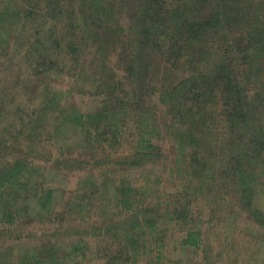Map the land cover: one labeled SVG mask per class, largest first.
<instances>
[{
    "label": "rangeland",
    "instance_id": "rangeland-1",
    "mask_svg": "<svg viewBox=\"0 0 264 264\" xmlns=\"http://www.w3.org/2000/svg\"><path fill=\"white\" fill-rule=\"evenodd\" d=\"M252 1L264 9V0ZM78 2L0 0V12L6 7L11 12L8 17L5 14L0 16V174L7 171L12 163L22 161L26 176L17 182L39 175L34 181H39L38 186L44 191L54 189L58 202L54 208L63 213V216L44 222H36L29 212L18 215L16 209L19 204L24 207L30 194L26 191L20 193L22 187L15 190V186L3 197L6 187H1L0 212L9 209L12 219L7 223L0 213V264L20 260L22 252L27 250L29 255L43 254L44 249L51 254V244H54L52 248L59 259L68 255L71 244L75 242L82 253L62 258L60 264H106L102 257L104 248L111 247L113 252L119 250V246L114 248L110 242L109 235L115 231L108 226L124 219L122 209L108 201H111L113 188L122 182L128 184L135 208L127 213L146 207L148 214L162 216L156 223L157 234H152L154 238L148 243L149 248L139 252L135 264H264V63H260V73L250 81L248 88L254 89L247 93L249 98L257 94L261 98L258 97L260 107L254 116L259 135L255 132L239 141V144L254 141L256 146L245 148L252 175L247 201L241 200L242 182L232 172H217L213 181H207L209 186H204V191H197L195 187L203 176L193 177L190 166L188 168L183 163L175 143L168 137L166 127L175 118L159 104L158 93L145 99L143 104L137 103L145 114L153 118L160 133L151 140L154 149H147L145 145L137 147L138 131L129 117L116 122L100 118L84 130L79 126L75 130L74 121L66 120L64 110L85 114L98 110L108 101V105L114 102L113 96L103 99L96 93L92 84L94 70L105 68L103 73L106 76L110 74V80L103 78L112 90L114 88V96L123 95L124 90L135 89L138 80L144 82L138 90L145 95L151 93V88L159 92L161 82L175 85L180 80L179 71L186 64L202 69L206 75L204 81L215 87L208 94L215 103L204 111L212 118L211 129L216 132L221 125L219 106L225 100L220 93V81L213 83L214 73L208 71V61L212 60L209 58L199 63L195 59L192 62L188 52L185 56L183 49H177L181 44L177 39L172 42L168 38L158 52L153 48L155 40L150 44L145 42L148 46L141 43L140 47L146 48L138 62L142 63L141 69L131 76L127 72L133 47L127 43L130 37L129 5L116 7L111 20H106L109 16L103 15L98 20L87 17ZM133 2L130 6L138 3L137 0ZM206 2L201 9L207 7L205 13L201 11L195 19L206 20L212 9L221 6L219 2L210 0L206 6ZM218 4L220 6L217 7ZM199 5L196 4L197 8ZM191 7L196 9L194 4ZM261 15L264 18V12ZM161 21L167 28V18L162 16ZM152 27L150 22L148 29ZM98 31L104 38L97 43L94 41V46L95 50L104 46L105 62L97 64L96 61L91 66H84L85 62L95 60L97 56L91 54L90 44ZM211 37L208 54L217 60L219 55H224L223 48L228 38L221 37L218 32ZM86 38H89L86 45L90 50L67 51L68 44L83 43ZM76 62L84 65L78 66ZM235 62L238 64L240 61ZM196 77L201 75L196 74ZM145 87L149 90L146 91ZM56 96H59L58 105L55 104L51 111L47 107L48 102ZM135 107L136 100H130L128 110L130 108L134 112ZM222 149L196 147L199 163H206L209 167L213 159L220 158ZM240 149L226 148L232 153ZM185 150L191 151L190 148ZM135 152L151 153L148 157L139 158ZM253 152H258L259 158L251 155ZM30 189L35 190V187ZM247 202L249 205L246 206ZM175 207L180 211L178 214L172 212ZM169 212L173 217L166 216ZM188 231H192L191 239L195 245L182 243ZM157 252L163 255V259L154 262Z\"/></svg>",
    "mask_w": 264,
    "mask_h": 264
},
{
    "label": "trees",
    "instance_id": "trees-1",
    "mask_svg": "<svg viewBox=\"0 0 264 264\" xmlns=\"http://www.w3.org/2000/svg\"><path fill=\"white\" fill-rule=\"evenodd\" d=\"M78 1L79 8L84 9L87 17H93L98 20H101L102 15L103 17L109 16L106 20H111V17L115 15L114 12L116 7L122 8L129 5L130 23L128 30L130 37L127 43L130 44V47H133L132 50H130V67L127 72H129L131 76H134V73L138 71L137 69H141L142 63L140 64L138 62L139 59H142V53L146 50V48L140 47L141 43L145 44V42H148L150 44L152 41L157 40L153 48H156L159 52L163 49L162 44L164 41H167L168 38L172 42H175L177 39L181 41L177 49H183L185 56L187 55L186 52H188L192 58V62H194L195 59H197L199 63H201V61H208L209 58L212 60L208 61V71L214 73L212 78V80H214L213 83H215L216 80L220 81V93L223 95V100H225V102L219 106L221 125L216 132H213L211 129L213 124L211 125L210 123V119L212 121V118L204 111V108L213 107L215 100L210 99L208 94H211L215 87L211 86L212 84H209V82L204 81L206 75H203L202 69L198 70L194 68V66L184 64V68L179 71L181 74L180 80L175 85L169 86L168 83L165 85L161 82L162 88H160L159 92L151 88V93L144 95L143 92H139L138 90L144 85V82L141 83V81L138 80L135 89L124 90L123 95L117 96L116 94L114 96V88L112 90V86L106 81L110 80V74L106 76L103 73L105 68H103L93 71L94 78H92V84L96 87V93L102 95L103 99L108 97V95L113 96V99H115L114 102L108 105V101L98 110L85 114L78 113L77 110H64L66 120H68V122L74 121L76 125L74 126L75 130H78L79 127L81 130H84L90 126L92 122H97L100 118H110L112 122H116L117 119L124 121L126 117H129L128 119L131 121L133 120L136 124L135 128L138 131L136 140L138 144L137 147L145 145L147 149H154L155 147L151 140L154 136H159L160 133L158 132L156 124L153 123V118L145 114V110L143 108L141 109V106L138 107L137 103L143 104L147 98L150 99V97H153V94L155 95L158 93L159 104L165 107V112L167 111L173 119L175 118V120H172L171 124L169 123L166 127L168 137L175 143V147L180 153V159L182 157V161H184L183 163L188 168L190 166L189 171H193V177L200 178L203 176V178H201L202 180L200 179L201 182H199V185L195 187V189H197V191H204V186H209L207 181H213L217 172H232L234 175L236 174L235 176L242 182V190L239 194L241 200L247 201L248 195L246 193H249L248 184L252 181V175L248 167V161H246L247 154L245 148H255L256 146L253 145L254 141L243 142L242 144H239V141H242V137L244 138L245 135H251L255 132L259 135L255 128L254 116L257 109L260 107L261 101L258 99L260 95L257 94L249 98L247 93L248 90L251 91L254 89L248 88L250 87V81H253L255 76L260 73V68H258V66L264 63V18L263 15H261L264 9L258 8L259 4L252 0H210L217 1V3L219 2L221 6L218 4L217 7L220 6L219 8H216V10L212 9V12H209L207 15L208 19L197 20L194 17L201 14V11H204V13L206 11L207 7L201 10L206 0H195V2H193V0H169L168 2H165V0H137L138 3L131 6L130 4L134 3L133 0ZM208 1L209 0L206 2V6ZM198 3H200V5L197 8L196 4L198 5ZM191 4H194L196 9L191 7ZM4 14L6 17L11 14L7 7L4 11L0 12V16ZM162 16H165L169 22L167 28L162 26ZM150 22L153 27L148 29ZM217 32L221 37L226 36L228 40L226 43L227 45L223 48L224 55H222V57L219 55V58H216L217 60H213L208 54V43L211 41L210 39H212L211 36L215 35ZM101 36L102 34L99 31L96 32L90 44V47H92L91 54L93 56L94 54L97 55L95 60L92 59L89 60V62H85V65L83 62H76L78 66H91L96 63V61L97 64L105 62L104 46L102 45L101 48L98 47V50H95L94 46L99 40L104 38ZM184 39L185 42L182 41ZM88 40L89 38H86V40L83 41L85 45L78 42V44H73L72 42V44L66 46V49L67 51L71 50V52H83L86 49L90 50L86 45L87 42H89ZM214 41L216 40H213V42ZM143 46L148 45L145 44ZM214 49L217 52L215 47ZM251 51L252 53H250ZM216 52L214 56H216ZM79 56L81 55L79 54ZM235 60H239L240 62L236 64ZM196 74L201 75V77L197 78ZM103 77H105L106 80ZM200 78H202L201 82L199 81ZM145 89L146 91L149 90L147 87H145ZM58 97L59 96H56L48 102L49 105L47 107H49L51 111L54 109L53 106H55V104L58 105ZM130 100H136V110H134V112L130 109L131 107L128 110V102ZM41 111H44V109H41ZM110 132L112 133V131ZM235 133H237L236 136H234ZM196 147L223 148L222 150L224 152L222 151L220 158L213 159L212 164H209L208 167L206 163H199ZM188 148H190L191 151L189 150V152H187V150H185ZM226 148L241 149L234 150L232 153L231 150H226ZM150 153L151 152L143 154L135 152L134 154L135 156H139V158H143L148 157ZM257 153L258 152H253L251 155L255 158H259ZM230 164L235 165L230 166ZM246 167L248 169H246ZM23 168H25L24 163H22V161H17L16 163H12L7 171L0 174V188L6 187L3 190V195H1L4 197L6 191H13L12 188L15 186V190H18V187H22V189H19L20 193L26 191L25 193L28 192L30 195L24 207L19 204V208L16 209L17 214L29 212L30 215L35 218L36 222H44L46 219L49 221L50 218L55 219L57 216H63L62 211L58 212V210L54 208L58 203L54 189L44 191L38 186L39 181H34L39 175H32L29 180L26 178L24 182H17L22 176H26ZM223 168L225 169L222 170ZM188 173L187 171V174ZM27 186H30V188L35 187V190H31L30 188L26 189ZM113 189L114 193L111 195L112 202L110 200L108 202L114 204V207L122 209L121 215L124 219L115 221V224H113L114 226L111 225L108 226V228L111 230L113 228L115 231L112 233V236L109 235V237H111L110 242H112L114 248L119 246V250L113 252V248L111 247L104 248L105 254H103L104 256L102 257H104L106 264H135L138 261L137 256L139 252L141 251L142 253L144 249L149 248L148 243H151L154 238L152 234H157L155 231V229L157 230V228H155L156 223L159 222L162 216L156 213L153 215L148 214L149 209L146 207H140L133 210L135 212L130 211L127 213L128 210L134 208V204L131 202L132 196L128 190V184L125 185V183L122 182L119 187L117 186ZM6 194H8V192ZM247 205H249L248 202L246 206ZM3 211L4 212L1 211L2 213L0 212L1 217H5V222H11L12 216L8 212L10 210L5 208ZM172 212L178 214L180 211L175 207L172 208ZM253 212L257 213L255 211ZM171 214L173 213L169 212L166 216H170ZM171 216L173 217V215ZM191 235L192 231L186 232V236L182 240V243L186 245H195L196 242L194 239H191ZM52 247H54V244H51V254L48 253L47 249H44L43 254L39 253L37 255H29V250L22 252V258L11 264H60V259L68 256H76L82 251L81 247L75 242L71 244L68 255L64 257L60 256L58 257L59 259H57L55 256L56 251H54ZM28 255L29 257L26 258ZM31 259L34 260L31 262ZM153 259L154 262H158V260L163 259V255L157 252V256Z\"/></svg>",
    "mask_w": 264,
    "mask_h": 264
}]
</instances>
